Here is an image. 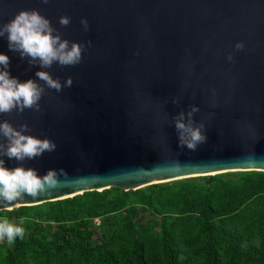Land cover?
Listing matches in <instances>:
<instances>
[{"label": "water", "instance_id": "obj_1", "mask_svg": "<svg viewBox=\"0 0 264 264\" xmlns=\"http://www.w3.org/2000/svg\"><path fill=\"white\" fill-rule=\"evenodd\" d=\"M22 10H37L62 39L86 50L76 66L42 69L0 38L11 77L43 86L35 73L48 71L62 85L73 80L60 92L46 88L39 112L0 114V122L17 130L27 124L25 135L57 145L22 163L3 157L5 167L68 174L56 189L25 196L12 209L110 188L264 172V0H0V25ZM193 106L207 137L196 151L178 146L173 121Z\"/></svg>", "mask_w": 264, "mask_h": 264}, {"label": "trees", "instance_id": "obj_2", "mask_svg": "<svg viewBox=\"0 0 264 264\" xmlns=\"http://www.w3.org/2000/svg\"><path fill=\"white\" fill-rule=\"evenodd\" d=\"M237 175L0 211L25 229L0 264H264V172Z\"/></svg>", "mask_w": 264, "mask_h": 264}, {"label": "clouds", "instance_id": "obj_3", "mask_svg": "<svg viewBox=\"0 0 264 264\" xmlns=\"http://www.w3.org/2000/svg\"><path fill=\"white\" fill-rule=\"evenodd\" d=\"M43 2L48 3V0ZM59 23L67 27L70 18L63 16ZM81 24L87 31L89 28L87 20L82 19ZM5 36L10 51L18 53L21 59H27L29 66L38 65L42 69H49L54 64L60 67L76 66L82 62V53L86 50L80 43L62 39L50 21L37 10H22L10 22L0 25V38ZM235 49L242 51L244 44L237 43ZM227 59L232 61V55ZM9 65L10 58L0 54V114H9L14 110L23 113L25 109L39 112L40 101L45 95L46 88L60 92L63 87L73 85L71 77L62 85L60 80L54 79L48 71L35 73L38 80L43 82V86L32 79L21 82L18 78L11 77ZM173 103H178V100H174ZM198 111L199 109L193 106L186 115L181 111L173 117L174 128L178 134V146L186 147L190 151H196L198 146L207 140L203 131L204 123L197 125L193 120V115ZM29 131L27 124L20 125L17 130L7 121L0 122V208L9 211L13 206H19L20 203L16 202L24 200L25 196L36 198L56 189L60 184L59 177L68 175L64 169L49 170L41 177L33 168L5 167L3 157L22 163L25 160L39 158L45 152L52 153L56 150L57 145L50 139H39L24 134ZM24 237L23 227L8 219L0 220V241L6 240L8 245H13L17 238L23 240Z\"/></svg>", "mask_w": 264, "mask_h": 264}, {"label": "rangeland", "instance_id": "obj_4", "mask_svg": "<svg viewBox=\"0 0 264 264\" xmlns=\"http://www.w3.org/2000/svg\"><path fill=\"white\" fill-rule=\"evenodd\" d=\"M237 174H239V172H227V173L216 174L214 176L218 177V179H225L226 180V179H230V178H235L236 176H238ZM206 178H207V176H198V177H191V178H185V179L183 178V179L174 180V181H170V182H166V183H159V184L170 185V184L185 183V182H193L195 184H200ZM93 225L98 226L99 221L97 219H95L93 221Z\"/></svg>", "mask_w": 264, "mask_h": 264}]
</instances>
